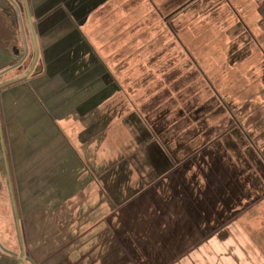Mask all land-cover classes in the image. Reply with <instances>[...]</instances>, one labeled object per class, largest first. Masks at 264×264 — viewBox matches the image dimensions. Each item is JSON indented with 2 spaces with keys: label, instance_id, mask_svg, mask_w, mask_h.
Here are the masks:
<instances>
[{
  "label": "rangeland",
  "instance_id": "obj_1",
  "mask_svg": "<svg viewBox=\"0 0 264 264\" xmlns=\"http://www.w3.org/2000/svg\"><path fill=\"white\" fill-rule=\"evenodd\" d=\"M14 1L22 7V0ZM27 4L38 63L29 77L0 89V125L21 237L20 245L0 155V245L5 250L18 255L22 248L21 264H28L25 257L36 264H162L159 256L143 255V249L138 248L142 243L137 237L147 233L132 231L125 240L96 239V235L104 236L101 231L104 224L96 223L100 222L97 220L102 214H108V209L103 208V212L96 209L93 201H85V196L82 198L78 193L75 201L65 198L66 194L69 197L67 185L72 179L78 190L83 181L84 186L89 181L88 199H95L94 177L86 175L79 165L76 173L66 180L59 174L63 168L53 161L62 143L54 124L56 119L63 118L70 123L72 117L80 118V110L72 111L69 105L86 103L91 107L95 104V91L113 88L109 66L101 62L102 56L95 51L99 53L100 46L111 41L115 34L97 31L100 16L111 14L110 8H119L120 13L126 14L121 28L134 25L130 32H119L120 42L135 31L141 40H152L145 42L146 47L139 48L138 43L143 41L134 39L136 56L166 58L161 69L159 65H146V79L142 77L136 88H145L146 95L152 98L153 89L177 88L184 94L185 106L189 101L195 107L206 99L200 93L208 95L209 92L219 101L212 107L211 115H217L213 118L215 127L210 130L213 135L225 134L220 132L219 120H232L231 142L221 146L211 144L207 149L216 158H225L229 171L219 182L230 189L237 181L244 191L241 207L233 208V214L249 217L248 227L254 229L249 235L257 238L255 241L264 235V0H27ZM0 10L13 17L4 0H0ZM120 18L122 20L121 15ZM21 19L27 56L21 71L15 69L0 76V84L25 72L32 58V43L23 13ZM21 39L20 32L11 50L0 49V72L16 64L24 52ZM128 54L121 51L120 58ZM105 73L108 79L105 87H100L96 76ZM170 73H178V77L171 78ZM179 73H183L182 78ZM198 73L202 79L196 78ZM218 110L227 113L220 116ZM185 115L187 136L191 133H187L186 127L196 114L190 109ZM209 115L205 113L202 119L206 120V125L213 117ZM87 131L92 132L93 127H88ZM206 132L201 129L202 134ZM194 144L195 141L190 146ZM224 151L228 153H222ZM39 156L51 157V161L47 158L36 161L39 165L34 167L37 175L32 183L31 169ZM45 160L47 164L43 163ZM48 162L55 164L52 167L55 170L44 174L46 167L49 168ZM218 195L217 192L215 197ZM80 201L87 202L90 211L84 221L86 209L80 208ZM253 218L255 223L250 224ZM104 220L103 217L106 223ZM91 221L95 226L88 230V238L82 235L86 241L81 244L78 235L84 227H90ZM16 263L17 258L0 250V264Z\"/></svg>",
  "mask_w": 264,
  "mask_h": 264
},
{
  "label": "crops",
  "instance_id": "obj_2",
  "mask_svg": "<svg viewBox=\"0 0 264 264\" xmlns=\"http://www.w3.org/2000/svg\"><path fill=\"white\" fill-rule=\"evenodd\" d=\"M110 9L111 14L100 16L97 31L115 34L111 41L100 46L99 53L95 51L102 56L101 62L109 66L113 88L95 91V104L91 107L86 103L69 105L72 111L80 110V118L74 116L70 123L57 118L54 122L62 140L53 159L63 168L59 174L67 180L81 165L86 175L96 181L93 185L95 199H88L89 181L85 186L83 181L78 190L76 181L72 179L67 185L69 197L66 194L65 198L75 201L80 194L85 196V201H93L96 209L102 212L103 208L108 209V214L103 216L101 213V219L97 220L100 222L96 223L104 224L101 229L104 236L96 235V239L125 240L132 231L147 233L137 237L142 243L138 248L143 249V255L159 256L162 264H264V235L255 241L257 238L249 235L254 231L251 226L248 227L249 217L233 214V208L241 207L244 191L237 181L231 184L230 189L219 182L229 169L224 157L218 159L207 149L211 144L221 146L231 142L232 120H219L220 132L225 134L213 135L210 130L215 127L213 118L217 115H211L214 112L212 107H216V101H219L209 92L208 95L200 93L206 99L195 107L189 101L185 106L184 94L177 88L153 89V98L150 94L146 95L145 88H136L142 77L146 79V65H159L161 69L166 58L136 56L137 43L134 39L143 41L138 43L139 48L146 47L145 42L152 40H141L135 31L131 35L128 33V38L120 42L119 32H130L134 25L121 28L126 14L120 13L119 8ZM0 49L4 52L11 50L1 45ZM121 51L129 54L120 58ZM168 75L178 77V73ZM106 76L107 73L96 76L100 87H105ZM182 76L183 73H179V77ZM196 78L202 79L200 73L196 74ZM190 109L196 115H192L191 125L186 127L187 133H191L187 137L184 119L185 111ZM205 113L213 116L207 125L206 120H202ZM226 113V110H218L220 116ZM88 127H93V131L88 133ZM202 128L207 132L202 134ZM194 141L196 144L190 146ZM34 150L37 152L39 148ZM46 158L51 161V157ZM46 158L39 156L32 161V183L37 175L34 169L39 165L36 161ZM43 163L47 164L46 160ZM48 164L44 174L55 170V164ZM217 192L219 195L215 197ZM87 202L83 204L80 201L79 204L80 208L84 206L86 209L83 221L90 213ZM103 217L106 223H103ZM255 220L253 218L250 224H254ZM94 226L91 221L90 227H84L79 233L81 244L86 241L82 235L88 238L87 232ZM138 244L136 241L135 245ZM144 249L149 250L144 252ZM167 257L171 259L167 260Z\"/></svg>",
  "mask_w": 264,
  "mask_h": 264
},
{
  "label": "water",
  "instance_id": "obj_3",
  "mask_svg": "<svg viewBox=\"0 0 264 264\" xmlns=\"http://www.w3.org/2000/svg\"><path fill=\"white\" fill-rule=\"evenodd\" d=\"M5 2L8 3L9 7L13 9V14L14 16L16 17V20L18 22V25H19V29H20V32H21V37H22V41H23V47H24V56L20 58V60L12 65V66H9L7 67L6 69H4L3 71L0 72V76L12 71V70H15V69H19L21 70L22 68V64L23 62L25 61V58L27 56V46H26V43H25V34H24V30H23V26L22 25V19H21V13L24 14V17H25V20H26V26H27V33H28V36L30 37L31 39V43H32V58H31V61L29 63V66H27L28 68L25 70V72H23L21 75L13 78V79H10L8 81H5L3 83L0 84V89L5 87V86H8L10 84H13L17 81H21V80H24L26 79L27 77H29L32 73H33V70L36 66V64L38 63V50H37V46H36V43H35V38H34V32H33V27L31 26L32 23H31V20H30V14H29V9H28V4H27V0H22V7L19 8L17 6V4L15 3L14 0H4ZM0 155H1V159H2V162L3 163V170H4V177H5V180H6V184H7V188H8V193H9V196H10V201H11V206H12V209H13V215H14V223H15V231H16V235H17V240L19 242V244L21 245V237H20V229H19V224H18V219L16 216V213H15V204H14V197H13V191H12V185H11V179H10V173H9V168H8V162H7V156H6V151H5V144H4V141H3V136H2V129H1V125H0ZM21 247V246H20ZM0 250L11 256V257H14V258H17V263L16 264H21L22 263V257H23V249L21 248V251L19 252V254L17 255L16 253H11L7 250H5L3 248V246L0 245ZM24 261L27 262L28 264H35L31 258H24Z\"/></svg>",
  "mask_w": 264,
  "mask_h": 264
},
{
  "label": "trees",
  "instance_id": "obj_4",
  "mask_svg": "<svg viewBox=\"0 0 264 264\" xmlns=\"http://www.w3.org/2000/svg\"><path fill=\"white\" fill-rule=\"evenodd\" d=\"M13 17L0 10V45L5 49H11L20 37L18 22Z\"/></svg>",
  "mask_w": 264,
  "mask_h": 264
},
{
  "label": "flooded vegetation",
  "instance_id": "obj_5",
  "mask_svg": "<svg viewBox=\"0 0 264 264\" xmlns=\"http://www.w3.org/2000/svg\"><path fill=\"white\" fill-rule=\"evenodd\" d=\"M6 4L8 5L7 2H6ZM8 6H9V5H8ZM10 9L12 10V13H13V12H14L13 9H12V8H10ZM13 15H14V14H13ZM23 56H24V53L22 52V55L19 57L18 61H19L20 58L23 57ZM18 61H17V62H18ZM17 62H16V63H17ZM36 65H37V64H36ZM16 70L19 71V72L21 71V70H19V69H16ZM22 73H23V72H22Z\"/></svg>",
  "mask_w": 264,
  "mask_h": 264
}]
</instances>
